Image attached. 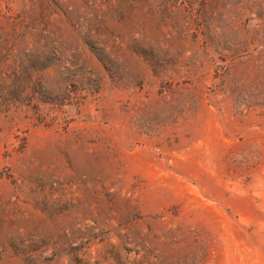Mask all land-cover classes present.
I'll use <instances>...</instances> for the list:
<instances>
[{
  "label": "rangeland",
  "instance_id": "rangeland-1",
  "mask_svg": "<svg viewBox=\"0 0 264 264\" xmlns=\"http://www.w3.org/2000/svg\"><path fill=\"white\" fill-rule=\"evenodd\" d=\"M0 264H264V0H0Z\"/></svg>",
  "mask_w": 264,
  "mask_h": 264
},
{
  "label": "trees",
  "instance_id": "trees-1",
  "mask_svg": "<svg viewBox=\"0 0 264 264\" xmlns=\"http://www.w3.org/2000/svg\"><path fill=\"white\" fill-rule=\"evenodd\" d=\"M238 37H240V39H242V35L239 34ZM33 56H34V55L32 54V55L30 56V58H33ZM100 56H101V55H100ZM101 57H102V56H101ZM98 59H99L100 62L103 63V60H102L103 57H102V59H101V58H98ZM51 65H52V62H47V64L44 65V66L41 68V71H42V70H45V69H47V68H49ZM31 69H33V67H32ZM33 71H34V70H33Z\"/></svg>",
  "mask_w": 264,
  "mask_h": 264
}]
</instances>
